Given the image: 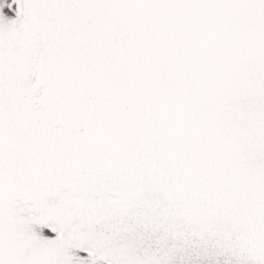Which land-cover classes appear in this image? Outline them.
<instances>
[{
    "label": "snow or ice",
    "instance_id": "snow-or-ice-1",
    "mask_svg": "<svg viewBox=\"0 0 264 264\" xmlns=\"http://www.w3.org/2000/svg\"><path fill=\"white\" fill-rule=\"evenodd\" d=\"M0 264H264V0H0Z\"/></svg>",
    "mask_w": 264,
    "mask_h": 264
}]
</instances>
